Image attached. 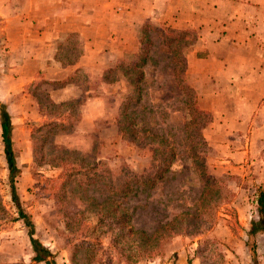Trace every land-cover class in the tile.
Wrapping results in <instances>:
<instances>
[{"label": "rangeland", "instance_id": "rangeland-1", "mask_svg": "<svg viewBox=\"0 0 264 264\" xmlns=\"http://www.w3.org/2000/svg\"><path fill=\"white\" fill-rule=\"evenodd\" d=\"M35 28L28 26L22 39L16 35L9 37L15 51L7 53L4 22L0 17V59L5 69L15 63L11 67L24 65V75L31 70L23 55L30 53L31 57L39 53ZM141 28L140 53L132 61L138 63L134 71L129 66L132 62L120 58L112 68L104 69L103 78L93 74L90 82L93 92L107 91L108 95L104 97L105 119L99 120L91 132L87 133V123L75 125L80 114L81 100H78L71 118V127L75 128L58 131L44 144V133L38 134L36 128L48 120L44 114L53 111L48 103L49 94L57 96L55 91L64 81H44L41 76L35 80L0 81V96L12 88V83L16 84L15 93L0 100V104L9 116L17 201L15 205L11 198L0 138V264H43L31 261L34 254L17 208L31 223L33 238L48 250L56 264H173L175 251L180 248L192 252L199 264H264V233L247 232L249 221L255 218L257 192L264 191V142L256 141L250 146L255 134L213 132L209 123L201 130L198 122L184 128L188 119L185 105L190 104L194 92L182 72L184 56L190 48L187 44L195 33L184 30L187 36L182 39L170 35L175 36L174 40L163 33L166 41H171L170 47H166L160 37L166 27L144 22ZM78 43L74 36L63 38L55 57L61 62L69 60L73 52H78ZM138 70L143 74L140 92L129 84L136 81ZM136 95L142 98L140 106L131 103L134 111L129 112V118L119 116L120 102L124 98L128 102ZM37 102L41 113L37 111ZM113 112L114 124L109 123ZM132 120L141 130L147 129L170 141L175 157L165 175L169 177L165 185H156L150 191L138 188L122 202L119 194L124 191L125 178L151 174L168 160L153 145H145L148 140L142 135L121 138L120 129L127 128ZM199 136L204 141L199 158H203L210 175L223 179L225 188L218 207H212L214 202L205 206L207 212L214 213L210 217L205 215L207 225L197 237L184 230L173 236L172 232L179 231L178 225L182 224L178 222L179 216L174 221L172 218L181 213L192 216L199 206L200 183L189 155V148ZM54 145L74 151L76 158L68 160L74 168L78 169L80 160L97 164L94 172L97 177L83 165L78 177L63 179L62 167L56 165L58 150L52 148ZM230 150L245 153L230 157ZM114 204L127 210L131 233L122 225L118 208L113 210Z\"/></svg>", "mask_w": 264, "mask_h": 264}, {"label": "crops", "instance_id": "crops-1", "mask_svg": "<svg viewBox=\"0 0 264 264\" xmlns=\"http://www.w3.org/2000/svg\"><path fill=\"white\" fill-rule=\"evenodd\" d=\"M0 17L7 53L15 51L9 37L22 39L32 25L39 49L35 56L23 55L31 68L27 75L22 73L24 65L11 67L12 63L5 69L0 59V81L37 76L64 81L49 100H81L75 125L89 124L87 133L105 119L108 95L93 92V74L103 78V71L118 59H137L143 23L176 31L191 29L196 39L184 56L183 77L195 93L198 108L211 115L209 127L219 133L255 134L250 146L264 142V0H0ZM67 36H74L79 48L61 62L55 54ZM103 80L101 84L108 88ZM11 86L0 100L15 93L16 84ZM115 119L113 112L109 123ZM244 153L230 150L229 156ZM173 264L199 262L192 252L180 248Z\"/></svg>", "mask_w": 264, "mask_h": 264}, {"label": "trees", "instance_id": "trees-1", "mask_svg": "<svg viewBox=\"0 0 264 264\" xmlns=\"http://www.w3.org/2000/svg\"><path fill=\"white\" fill-rule=\"evenodd\" d=\"M165 33V36H169V40H174L175 36H170V35H176L178 39H182V36L185 37L187 36L186 31H175L173 29L165 28L162 29L160 32V37H163V42L166 47H170L171 41H166L164 36L162 35ZM189 36V35H188ZM190 37V36H189ZM196 38V35L194 34L193 40ZM193 40L187 44V47H190L193 43ZM141 45V44H140ZM143 49V48H142ZM141 49V52H142ZM140 53V51H139ZM130 68L134 71L135 67L137 68L138 63L135 61L133 64L129 65ZM128 66V67H129ZM137 77L134 78L135 82H130L129 84L132 86L133 90L135 89L136 91L140 92L141 88V78H142V71L138 70L137 72ZM183 74V72H182ZM38 85V84H35ZM134 90V91H135ZM189 91V90H188ZM127 97V96H125ZM125 101L120 102V111H119V116L129 118V112L134 111L133 108H131L129 105L132 103L133 105H139L141 102V97L140 95H136L134 99L129 98L130 101L127 102L128 98H124ZM49 106L53 110L52 112H47L43 113L44 116L48 119L46 122L40 123V125L36 128V132L38 134L44 133V139L43 141L44 144L47 143L49 138L54 136L55 133L58 131H69L73 126L71 127L72 121L71 118L74 116V107L76 101H64V102H59V103H54L51 100H49ZM73 104V107L71 106ZM38 105V102H37ZM187 108V115L188 119L184 123V128H186L189 124L191 123H199L197 124L198 129L201 130L207 123L210 122L211 120V115L208 112H205L203 110H200L197 106L196 103V96L194 93H192V100L190 101V104L185 105ZM68 107V109H66ZM50 110V109H49ZM38 112L41 113L42 109H40L38 105ZM127 113V114H125ZM127 128H124V130L120 129V134L121 138L127 137L131 138L133 135H142L145 138H147V143L145 145H150L155 147L156 149H159L161 151V154H163L165 157H167V161L161 162L157 167L156 170L151 173V174H146L143 176H135L131 175L130 177L134 178H125L127 182L123 185L124 191L120 193L119 195L121 196L122 202L130 195H134V191L137 192L138 188H141L142 190H152L156 185H165V182H168V178L165 177L166 173L171 169L175 153L173 152V144L166 140L165 137L159 134H154L147 129L141 130L134 122L133 120L131 121L130 124L126 125ZM44 130V131H43ZM9 134H10V122H9V116L5 109L3 108V105L0 104V138L4 147V157L5 161L8 167V174H9V185H10V192H11V198L14 201L15 205H17L16 201V192L15 188L13 185V178H14V173L16 172V167H15V162H14V157L13 153L10 149V142H9ZM198 141L193 142L191 148H189V155L191 156L192 159V165H193V172L195 171L197 176H198V181L200 183V195L198 197L197 202H199V206L195 210L194 215H189L188 213H181L177 214L172 218V221L175 220L177 216H179L178 222L181 223L182 225L179 226V231L175 230V232H172L173 236L177 235L180 233V231L184 230L186 233H191L193 237H197L199 233L202 231V229L207 225L206 224V219L205 215L207 217H210L213 215L214 211H206L205 206L208 203H215L213 204L212 207H218L219 205V200L221 197V193L223 192V189L225 188L224 186V181L222 178H216L212 175H210L207 172L205 162L203 158L200 156L199 158V153L200 150L199 148H202L204 146V141L202 137H198ZM37 143L39 142L38 140L36 141ZM129 143H132L130 140ZM43 144V145H44ZM43 145L41 147H43ZM195 146V147H194ZM41 148L40 146H38ZM53 149L58 150V153L55 155L56 159V165L58 164L61 166V177L65 180H68L72 175H75L78 177L79 175V167H82L83 165L87 167L86 171L89 169V171H92V175L97 177V175H94V172L97 169V164L94 165L92 161L90 162H83L80 160V163H78L76 166L77 168H74L70 165L72 163L71 161L76 158V155L74 151L61 148L59 146H52ZM49 150H53V149ZM152 151V150H151ZM53 152V151H52ZM68 160H71L70 163L68 164ZM52 163V162H51ZM54 163V162H53ZM82 164V165H81ZM96 166V167H95ZM129 176V175H128ZM167 179V180H166ZM96 181V180H94ZM141 190V191H142ZM133 192V193H132ZM147 196V195H146ZM177 202V201H176ZM117 203V202H115ZM119 204V203H118ZM18 207V206H17ZM121 214V220H122V225H124V228H126L127 231L131 233L132 229L130 227L129 221V215L128 212L125 208H121L120 205H113V210H117ZM18 211V218L22 221L24 226L27 229V236L29 240V244L31 246L32 252H33V257L31 261L33 263H43V264H56L52 258V255L48 252L46 248H44L42 245H40L37 240H35L32 236V225L29 222L27 216L19 209L17 208ZM255 218H253L251 221L248 223V234L249 235H256V234H263L264 233V191L259 190L256 195L255 199ZM197 224H201L204 226H197ZM167 224H164V228L166 231L167 230ZM171 231V229H170ZM189 231V232H188Z\"/></svg>", "mask_w": 264, "mask_h": 264}]
</instances>
